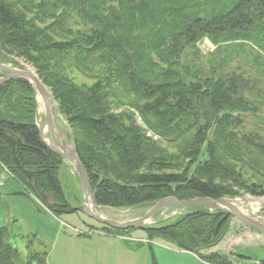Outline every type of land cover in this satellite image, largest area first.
<instances>
[{
    "label": "trees",
    "instance_id": "1",
    "mask_svg": "<svg viewBox=\"0 0 264 264\" xmlns=\"http://www.w3.org/2000/svg\"><path fill=\"white\" fill-rule=\"evenodd\" d=\"M57 1L71 19L72 15L80 19L83 27L71 46L66 45V53L78 56L84 67L103 80L87 94L53 72L47 75L48 68L42 64L41 77L71 125L85 132L92 143L78 144L77 152L99 205L132 207L172 195L179 199L226 195L212 179L141 174L143 137L131 143L126 125L122 127L103 108V98H110L114 90L122 103L129 97L138 99L145 118L165 137L178 139L196 130V138L191 140L196 159L204 155L201 135H205L207 117L221 121L232 148L264 157L263 129L249 130L243 120L244 115H259L264 123L260 99L264 97L260 86L264 81V0ZM205 39L215 45L206 54L199 46ZM36 43L26 21L0 2V52L32 59L30 49L34 50ZM48 47L39 45L43 50ZM36 108L35 89L29 81L14 78L0 84V163L24 189L22 194L52 198L53 204L43 202L52 215L76 213L57 177L62 159L41 139ZM101 155L105 170H120L117 158L128 172L116 170L120 179L102 175L96 170ZM209 159L202 161L203 168L210 165ZM229 219L222 212L196 209L172 226L93 227L121 236L142 230L148 240L168 241L205 261L231 264L228 256L202 253L220 241ZM33 236L27 243V255H23L11 243L10 229L0 226V264H48L51 247Z\"/></svg>",
    "mask_w": 264,
    "mask_h": 264
},
{
    "label": "rangeland",
    "instance_id": "2",
    "mask_svg": "<svg viewBox=\"0 0 264 264\" xmlns=\"http://www.w3.org/2000/svg\"><path fill=\"white\" fill-rule=\"evenodd\" d=\"M0 2L26 21L28 28L34 32L37 42V49L36 47L34 50L33 47L30 49L34 53L32 59L1 51L0 63L19 70L30 71L37 75L42 82L41 76H44V73L41 70V64L45 65L48 68L47 75L53 72L87 94L95 88L98 82L103 80L95 72L89 71L90 68L84 67L78 56L70 55L72 52L66 53L67 46H71L69 44L79 37L83 27L80 19L74 15H72L73 19L70 18L67 10L59 1L0 0ZM42 44L49 47L44 50L40 49L39 45ZM55 45H63L64 49L60 50ZM199 46L205 54L215 49V45L208 39L199 43ZM10 56L14 60H10L8 58ZM6 75V72L0 71V79ZM43 84L45 85L44 82ZM31 85L34 87L32 83ZM45 86L51 97L56 139L76 152L78 144L92 145L85 132H81L71 125L67 115L61 111L60 103L52 94L50 87ZM260 86L264 89V81ZM34 89L37 102L35 121L39 132L43 131L40 136L45 143L49 138L48 130L43 129L46 113L39 94L35 87ZM257 91L260 90H253V92ZM109 94L110 98H103L105 113L114 116L121 122L122 127L126 125V137L131 143L135 144V139L138 136L143 137L145 151H141L143 153L141 155L144 157L142 168L139 170L141 174L154 176L171 174L212 179L215 184L224 188L226 192L224 198L236 204L250 218L264 223V157L241 152L240 148H232L224 136L222 123L218 118H213L210 121L209 117L205 118V122H207V125L203 126L205 135H201V148L204 155L202 157L200 155L196 159L191 150L192 144H194V141L191 140H195L196 130L189 131L178 139L169 135L165 137L152 121L145 118L138 99L129 97L127 102L122 103L119 100L120 95L114 96L116 95L115 90ZM260 99L264 102V97H260ZM261 114H264V109ZM243 120L245 121L244 126L249 130L262 128L264 131L261 116L244 115ZM122 133L124 134V131ZM209 157L211 158L209 159L210 165L203 168L202 161ZM97 158L99 167L97 166L96 170L98 172L111 178L120 179L121 175L115 174L116 170H119L117 167L116 170L111 167L107 171L103 168V159L105 158L102 155ZM61 159L62 163L57 177L66 199L75 207L76 213L62 214L59 217L52 215L43 202L53 201L54 203V200L46 195H42L43 197L39 199L33 194L27 197L22 193H10L8 199H0V226L10 229L11 243L19 248L23 255H27L28 240L35 238L33 234H36L39 240L51 247L47 259L48 264H194L193 260L185 254L190 251L181 250L168 241L148 240L142 230H135L128 236H121L94 228L93 225L100 226L102 223L84 212L77 165L72 161ZM199 159L202 160L199 161ZM114 160L119 161V171H122V174L128 172L121 165L120 159L115 158ZM0 166L6 169L1 163ZM6 171L8 172L7 169ZM1 173L0 170V176ZM9 175L13 176L10 173ZM12 178L8 177L7 184L11 189L9 192H15L13 187L17 189L20 186ZM10 181H15V183L12 184ZM155 203L149 202L132 207H109L97 204L105 218L117 222H127L141 217ZM196 209L227 214L222 210L210 208L168 206L157 211L141 227L172 226L178 224L187 214L196 212ZM227 215L230 219L227 222L226 232L217 244L203 250L202 253L205 256L209 253L228 256L231 264H264V234L247 226L239 218ZM160 245L172 252L179 253V256H173ZM34 247L37 249L36 244ZM190 253L204 263L215 264L200 259L194 252Z\"/></svg>",
    "mask_w": 264,
    "mask_h": 264
},
{
    "label": "water",
    "instance_id": "3",
    "mask_svg": "<svg viewBox=\"0 0 264 264\" xmlns=\"http://www.w3.org/2000/svg\"><path fill=\"white\" fill-rule=\"evenodd\" d=\"M10 60H14L13 57H8ZM0 71L6 72L7 75L0 79V84L6 83L9 80L14 78H23L29 80L34 87L36 88L39 98L41 99L46 113V121L43 129H47L49 133L48 142L45 141L46 146L59 157L72 161L77 165L79 180L81 185V190L83 194V208L84 212L95 219L99 223H102L108 227L114 229H128L141 227L152 215L164 207L168 206H178V207H202L210 208L215 210H222L227 214H230L234 217L239 218L243 223L252 229L261 232L264 234V223L256 221L249 216H247L239 207H237L233 202L227 200L224 197L221 198H212V197H195L191 199H179L176 196H167L158 200L155 205L150 208L145 214L141 217L132 219L127 222H117L111 219L105 218L97 204V201L94 197V192L92 190L88 172L81 161L79 155L76 151L69 149L56 139L55 129H54V120L51 108V97L49 91L43 82L39 79L37 75L30 71L19 70L10 66H6L0 63ZM41 130V129H40ZM42 130L40 131L42 135ZM16 140L19 141L18 138ZM52 201V200H51ZM50 204L53 203L49 202ZM95 209V210H94Z\"/></svg>",
    "mask_w": 264,
    "mask_h": 264
},
{
    "label": "crops",
    "instance_id": "4",
    "mask_svg": "<svg viewBox=\"0 0 264 264\" xmlns=\"http://www.w3.org/2000/svg\"><path fill=\"white\" fill-rule=\"evenodd\" d=\"M0 170L2 171V175L0 176V199L1 198H6L8 199V197L10 196V193L11 194H15V193H21L23 191L22 187L21 186H18L17 189H20V191H17V189L15 187H13V189H15L14 191L15 192H9L11 191V189L8 187V177L12 178L9 173L6 171V169H4L3 167L0 166ZM13 179V178H12ZM13 183H15V181H10ZM161 246V245H160ZM163 248H165L166 250H168V252H170L173 256H179L178 254L179 253H175V252H172L170 249H167L166 247L164 246H161ZM187 254V256H189L191 258V260H193V263L194 264H207V263H204V261H200L198 260L196 257H194V255L190 252L188 253H185Z\"/></svg>",
    "mask_w": 264,
    "mask_h": 264
},
{
    "label": "bare ground",
    "instance_id": "5",
    "mask_svg": "<svg viewBox=\"0 0 264 264\" xmlns=\"http://www.w3.org/2000/svg\"><path fill=\"white\" fill-rule=\"evenodd\" d=\"M236 205V204H235ZM237 206V205H236ZM238 207V206H237ZM240 209V208H239Z\"/></svg>",
    "mask_w": 264,
    "mask_h": 264
}]
</instances>
